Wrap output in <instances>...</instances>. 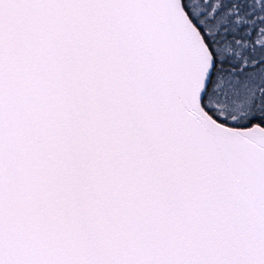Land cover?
<instances>
[{
  "label": "snow or ice",
  "instance_id": "1",
  "mask_svg": "<svg viewBox=\"0 0 264 264\" xmlns=\"http://www.w3.org/2000/svg\"><path fill=\"white\" fill-rule=\"evenodd\" d=\"M0 264H264V0H0Z\"/></svg>",
  "mask_w": 264,
  "mask_h": 264
}]
</instances>
